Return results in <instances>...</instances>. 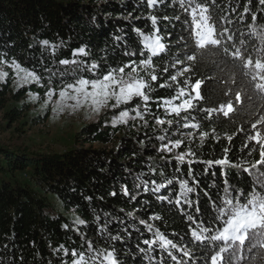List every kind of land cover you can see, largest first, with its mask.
Wrapping results in <instances>:
<instances>
[{
    "label": "snow or ice",
    "instance_id": "6c2138e0",
    "mask_svg": "<svg viewBox=\"0 0 264 264\" xmlns=\"http://www.w3.org/2000/svg\"><path fill=\"white\" fill-rule=\"evenodd\" d=\"M137 8L149 10L134 17L145 25L129 13L134 38L120 29L99 56L82 44L57 60L66 43L42 39L51 54L29 67L0 51V82L27 87L33 101L30 86L44 88L42 106L53 113L109 110L113 127L143 129L138 143L154 150L132 186L121 185L132 208L121 207L123 216L93 208L94 233L76 216L64 228L78 245L52 253L58 264H264V0H137ZM159 89L171 95L154 96ZM177 215L183 229L164 231Z\"/></svg>",
    "mask_w": 264,
    "mask_h": 264
},
{
    "label": "trees",
    "instance_id": "16d2710c",
    "mask_svg": "<svg viewBox=\"0 0 264 264\" xmlns=\"http://www.w3.org/2000/svg\"><path fill=\"white\" fill-rule=\"evenodd\" d=\"M257 3L253 0L254 5ZM141 11L146 15L149 10L137 8V0H0V51L9 52L29 67H40L41 57L47 60L51 54V49L38 44L42 39L66 43L58 50L57 60L71 58V50L82 44L89 45L99 56L112 34L119 35L120 29L134 38L130 22L124 17L131 13V24L143 27L145 20L134 19ZM11 81L0 87V109L12 103L4 116L7 126L18 124L17 129L24 130L27 123L21 120L31 108L23 100L28 88L14 91ZM30 87L43 102L45 89L36 84ZM153 95L167 98L171 92L159 89ZM152 107L157 110L155 105ZM48 117L46 109L30 118L35 124H43ZM144 138L143 129L113 127L102 118L83 126L75 135V147L63 153L31 152L0 144V264H58L52 249L61 243L70 248L79 243V236L66 230L65 224L74 229L75 218L80 216L89 221V230L94 233L93 208L101 214L107 211L119 216L124 215L119 212L121 207L130 210L132 205L126 204L119 192L122 184L132 186L133 175L144 169L149 153L154 154V150L138 143ZM242 138L243 133L232 143L238 148ZM205 151L210 153L208 148ZM221 151V145H216V153ZM212 179L211 174L203 177L206 185ZM112 191L118 196H111ZM85 197H92L91 202ZM139 215L145 213L141 211ZM173 229H183L178 215L163 230Z\"/></svg>",
    "mask_w": 264,
    "mask_h": 264
},
{
    "label": "rangeland",
    "instance_id": "374dc122",
    "mask_svg": "<svg viewBox=\"0 0 264 264\" xmlns=\"http://www.w3.org/2000/svg\"><path fill=\"white\" fill-rule=\"evenodd\" d=\"M1 85L2 82H0V87ZM11 87L14 91L17 90L12 81ZM23 100H27L31 105L27 112L28 116L21 120L22 123L25 121L27 123L24 130H18V124L11 128L7 126L4 116L12 103L8 104L5 110L0 109V144L28 148L31 152L63 153L75 147V135L83 126L98 122L102 118L111 123L113 115L111 111L106 109L96 115L88 107L53 113L51 105L42 106L40 98L33 101L27 95ZM46 109L49 111V117L45 123L35 124L31 121L32 115H37Z\"/></svg>",
    "mask_w": 264,
    "mask_h": 264
}]
</instances>
